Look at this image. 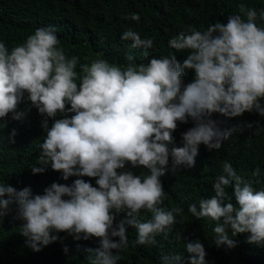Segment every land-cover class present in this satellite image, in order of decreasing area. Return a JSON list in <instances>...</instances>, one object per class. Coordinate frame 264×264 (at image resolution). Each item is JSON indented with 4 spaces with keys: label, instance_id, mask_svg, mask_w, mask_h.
<instances>
[{
    "label": "clouds",
    "instance_id": "1",
    "mask_svg": "<svg viewBox=\"0 0 264 264\" xmlns=\"http://www.w3.org/2000/svg\"><path fill=\"white\" fill-rule=\"evenodd\" d=\"M238 9L226 23L179 32L168 42L175 51L150 57L147 64H137L133 54H126L125 65L104 58L81 63L79 56L66 54L52 27L36 29L11 50L0 41V120L10 114L14 120L24 118L20 105L30 102L45 117L46 132L36 162L45 167L33 165V173L50 167L64 180L77 177L71 185L54 182L43 194L0 182V219L16 205L21 234L35 252L61 232L76 240L96 238L99 247L85 249L88 264H117L128 247L126 226L136 229V245H155L160 235L167 239L183 210L163 207L161 177L194 167L201 145L219 150L233 136L238 126L222 128L224 121L216 114L264 117V26L257 23L264 21V9L243 3ZM128 19L139 22L140 16L133 13ZM121 39L133 41L132 48L154 46L152 38L142 39L130 29ZM177 52L187 56L178 59ZM189 71L192 78L186 82ZM189 120L193 126L181 134L183 146H177L178 122ZM222 172L213 185L215 194L201 199L199 210L190 204L189 212L215 222L217 246H236L229 233H250L249 243L264 244V190H255L228 162ZM259 175L257 168L253 176ZM84 177L94 179L95 186ZM141 211L151 213V219H139ZM121 213L126 217L117 225ZM185 247L188 264H207L198 238ZM183 260L179 254L164 256L162 264Z\"/></svg>",
    "mask_w": 264,
    "mask_h": 264
},
{
    "label": "trees",
    "instance_id": "2",
    "mask_svg": "<svg viewBox=\"0 0 264 264\" xmlns=\"http://www.w3.org/2000/svg\"><path fill=\"white\" fill-rule=\"evenodd\" d=\"M241 3L248 8L264 9V0H0V41L11 50L23 44L36 29L52 27L66 54L79 56L81 63L86 59L90 62L104 58L110 63L125 65L126 54H133L137 64H147L150 57L160 58L174 52L168 42L179 32L188 33L193 28L206 30L218 21L226 23L229 16L239 14ZM133 13L139 14V22L128 19ZM257 23L264 26V21ZM129 29L139 33L142 39L152 38L153 48H132L133 41L121 39ZM175 54L181 60L187 56V52ZM191 78L189 71L186 82ZM20 109L26 112L24 118L14 120L10 114L6 120H0V182H7L17 190L29 187L34 194H43L54 182L71 185L77 177L64 180L61 173L50 167L43 173H33V165L45 167L36 163L39 144L46 136L42 128L45 117L27 100ZM214 118L224 121L222 128L237 125V131L219 150L209 151L201 145L194 167L182 166L175 173L169 170L161 177L166 194L163 207L183 210L177 215V223L168 238L160 235L155 245H136V229L126 226L128 247L119 253L117 264H162V257L177 254L184 257L183 264H188L186 242L197 238L204 244L207 264H264V244L249 243L250 233L235 237L229 233L236 241L234 248L217 246L215 222L208 218L196 219L188 210L193 203L199 210V201L215 194L213 185L223 174L225 162L245 180L252 181L255 190H264V117L246 112L234 119L219 114ZM51 123L50 119L49 127ZM192 126L191 120L187 124L178 122L173 133L177 146H183L181 134ZM257 168L260 175L253 176ZM128 170L147 173L140 168ZM84 179L91 180L95 186L94 179ZM226 190L231 194V187ZM232 202L235 204L234 199ZM125 217L126 213L119 214L116 224ZM139 219H151V213L141 211ZM22 223L16 205L0 219V264H88L85 249L99 247L96 238L76 240L61 232L55 242L35 252L21 234Z\"/></svg>",
    "mask_w": 264,
    "mask_h": 264
}]
</instances>
